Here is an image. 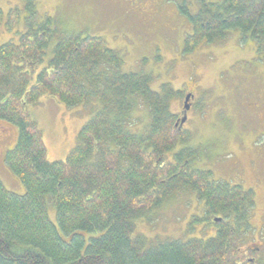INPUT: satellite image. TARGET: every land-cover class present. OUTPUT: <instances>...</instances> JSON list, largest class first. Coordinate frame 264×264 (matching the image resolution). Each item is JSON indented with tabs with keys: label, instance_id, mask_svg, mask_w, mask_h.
<instances>
[{
	"label": "trees",
	"instance_id": "trees-1",
	"mask_svg": "<svg viewBox=\"0 0 264 264\" xmlns=\"http://www.w3.org/2000/svg\"><path fill=\"white\" fill-rule=\"evenodd\" d=\"M198 3L193 15L180 8L191 26L184 55L239 31L264 56V0ZM23 6L25 30L0 44V122L15 132L3 161L25 192L16 195L0 180V264H240L237 243L249 230L254 193L208 181L209 171L190 166L197 157L194 149L175 152L190 139L178 130L170 110L183 92L168 83L155 92L150 76L121 74V55L101 38L68 34L53 18L38 19L34 0H23ZM19 19V9L5 14L0 9V28ZM52 42V56L33 80ZM42 96L66 107L92 100L102 105L62 162L47 159L42 132L25 111ZM135 98L150 111L145 135L125 126ZM181 192L194 193L204 203L203 222L221 219L213 223L215 236L150 246L134 235L137 220ZM47 198L57 227L48 217Z\"/></svg>",
	"mask_w": 264,
	"mask_h": 264
},
{
	"label": "rangeland",
	"instance_id": "rangeland-1",
	"mask_svg": "<svg viewBox=\"0 0 264 264\" xmlns=\"http://www.w3.org/2000/svg\"><path fill=\"white\" fill-rule=\"evenodd\" d=\"M34 2L38 19L53 18L61 31L101 38L108 48L117 51L123 62L119 69L121 74L150 76L151 90L155 92L165 83L175 91H182L183 96L170 103L173 114L183 117L181 111L186 112L183 98L187 93L193 94L188 102L191 109L182 127L190 139L186 145H177L175 152L180 148L194 149L197 157L190 164L192 169L209 171L213 182L253 191L254 208L248 218L249 230L237 243L238 261L240 264H264V56L256 54L254 42L239 31H230L225 40L201 44L184 55L183 42L191 34V26L180 8L185 7L193 15L199 0ZM23 7V0H0L4 14L10 9L20 11L18 24H11L10 28L1 26L0 44L15 40V32L25 30ZM53 46V42L48 46L33 80L51 58ZM134 101L125 126L133 134L145 135L150 111L140 98ZM101 108L97 100L66 107L42 96L25 111L42 132L47 159L62 162L79 145L81 128ZM14 141L13 128L0 122V180L6 190L24 195L25 192L12 186L14 176L3 161ZM171 156L166 155V160ZM203 210V203L193 193H176L145 219L137 220L134 235L146 238L150 246L168 241L207 240L215 236L216 230L213 223L203 222ZM47 213L57 227L50 198H47Z\"/></svg>",
	"mask_w": 264,
	"mask_h": 264
},
{
	"label": "water",
	"instance_id": "water-1",
	"mask_svg": "<svg viewBox=\"0 0 264 264\" xmlns=\"http://www.w3.org/2000/svg\"><path fill=\"white\" fill-rule=\"evenodd\" d=\"M191 97L192 96L190 94H188V95H186L184 97L183 108H184L185 111H188L189 110L188 102L191 99ZM185 121H186V117L185 116L183 118L177 120L176 126L177 125L179 126V128H178L179 131L181 130V127L183 126V124L185 123ZM220 220H221L220 218H215V219H213V222L217 223V222H220Z\"/></svg>",
	"mask_w": 264,
	"mask_h": 264
},
{
	"label": "flooded vegetation",
	"instance_id": "flooded-vegetation-1",
	"mask_svg": "<svg viewBox=\"0 0 264 264\" xmlns=\"http://www.w3.org/2000/svg\"><path fill=\"white\" fill-rule=\"evenodd\" d=\"M187 94H191V99L193 98V94L192 93H187ZM187 94H185V95H187ZM191 109V106L189 107V110ZM188 110V111H189ZM188 111H186V112H183V111H181L182 112V114L184 115V116H186L187 115V112ZM182 116V115H181ZM178 117H180V116H177V118ZM208 181H213V180H211V179H209ZM216 184L217 183H222V184H224V185H227V187L229 188V189H231V188H233L234 186H230V185H228V184H226V183H223V182H215ZM235 186H237V185H235ZM194 194V193H193ZM195 196H196V194H194ZM197 198V197H196ZM203 203V202H202ZM203 205H204V203H203ZM206 211H207V209L205 208V206H204V210H203V216L205 215V213H206ZM251 261V260H250Z\"/></svg>",
	"mask_w": 264,
	"mask_h": 264
},
{
	"label": "crops",
	"instance_id": "crops-1",
	"mask_svg": "<svg viewBox=\"0 0 264 264\" xmlns=\"http://www.w3.org/2000/svg\"><path fill=\"white\" fill-rule=\"evenodd\" d=\"M5 126H6V125H5ZM1 181H3V180H1ZM13 181H15V182L12 184V186H13L14 188H15V186H17V187H18L17 191H21V192L23 193V192H24V188H23L22 185H20L19 181L16 180L14 177H13Z\"/></svg>",
	"mask_w": 264,
	"mask_h": 264
}]
</instances>
